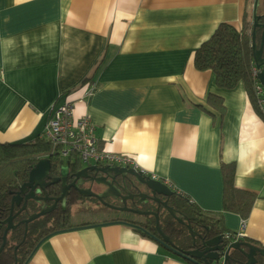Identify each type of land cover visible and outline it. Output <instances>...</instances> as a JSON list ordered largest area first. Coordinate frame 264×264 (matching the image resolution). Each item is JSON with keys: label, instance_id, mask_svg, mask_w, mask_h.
I'll list each match as a JSON object with an SVG mask.
<instances>
[{"label": "crops", "instance_id": "1", "mask_svg": "<svg viewBox=\"0 0 264 264\" xmlns=\"http://www.w3.org/2000/svg\"><path fill=\"white\" fill-rule=\"evenodd\" d=\"M250 4L0 0V144L43 139L52 109L70 103L75 123L90 118L99 151L130 156L189 205L223 218L226 231L245 222L244 239L264 248V117L243 84L221 90L211 70L195 67L221 24L242 31ZM231 164L235 187L257 197L246 221L225 210ZM68 215L25 264H194L128 224Z\"/></svg>", "mask_w": 264, "mask_h": 264}, {"label": "trees", "instance_id": "2", "mask_svg": "<svg viewBox=\"0 0 264 264\" xmlns=\"http://www.w3.org/2000/svg\"><path fill=\"white\" fill-rule=\"evenodd\" d=\"M258 10L264 11V0H260ZM250 37L251 32L246 33L244 27L242 31H238L232 24H221L211 38L204 42L196 51L195 67L199 71L211 70L215 74L217 86L221 90L232 91L236 89L239 84H243L256 110L261 117H263L254 89L255 79L252 71L253 65H251V69L249 70V66H247V59L251 58L252 60ZM248 48L249 52H247ZM209 100L215 108H218L224 113L225 106L223 98L212 95L209 96ZM49 144H51L49 141L41 138L38 141L27 144H0V176L5 172H9L7 178H4V180L0 177V250L4 244L3 238L8 226L7 220L11 213L14 191L18 189L20 184L19 179H24V177L27 178V173L31 169V165L41 157L48 155L45 152V145ZM56 154H58V151L54 147V152L49 155L55 157L57 156ZM23 174L25 175L23 176ZM223 174L225 182V210L239 214L244 221H246L257 197L255 194L241 191L235 187V164L224 165ZM184 203L187 207L186 212H188L189 215L196 221L206 224V226L209 227V238L233 234L226 231L223 225V218H220V216L213 217L195 208L194 205H189L187 201H184ZM68 217V213L64 212L48 215L45 221L42 222L43 225L40 228H37L39 222L33 221L32 224L30 223L29 225L28 236H26L25 240V229L23 226L18 225L15 231L7 235L6 244L0 252V264H16V261L19 263H26L43 239H46L53 231L61 230L67 226ZM23 218V216L20 217L18 222L20 223ZM50 221L54 226L49 228L47 226L45 228V224ZM190 227L189 225H178L179 229L176 242L180 244L179 240L184 239L185 242L181 244L183 247H187L189 243H193L194 239L189 231L191 230L195 233L196 231L191 224ZM38 231L40 233L37 234ZM185 232L190 240L185 239ZM143 235L145 236V234ZM32 240L34 242H32ZM239 241L252 242V240H245L244 238ZM28 242L31 244V248L23 258H20V249ZM232 255L237 258H244L235 250L232 251Z\"/></svg>", "mask_w": 264, "mask_h": 264}, {"label": "flooded vegetation", "instance_id": "3", "mask_svg": "<svg viewBox=\"0 0 264 264\" xmlns=\"http://www.w3.org/2000/svg\"><path fill=\"white\" fill-rule=\"evenodd\" d=\"M257 16L259 17L258 23L257 25H255L254 11H253L252 23H251V29H250V32H251L250 48L252 50V65H253L252 69L256 73L254 89L256 91V88L258 87V89L260 90L259 94H257L256 92V95H257L259 107L262 112V116L264 117V84H262L258 80V74L264 72V45L262 46V42L264 41L263 40L264 11L257 10ZM253 36H255L256 38V45L258 48L257 50L259 51L260 49H262V54L260 55L261 57H258V60H257L258 63L253 57V49H252ZM58 156L50 157L48 154L46 155V157H43V158L51 160L52 162L53 166H52L51 176L53 179L60 178L59 168H60L61 161L66 162L68 159H71L72 161L77 160L73 156L68 157V156H63L61 154L59 157ZM37 162L38 160L35 161L32 165L36 164ZM32 165H31V168H32ZM104 165H108V164H98V165H92V166L100 167ZM111 166L128 168V169L131 168V167H127V166L125 167V166H120V165H111ZM86 167L87 165L81 164V162H78V160L74 166L70 167V170H69L70 178H69L68 184L69 185L73 184V186L69 189L68 196L64 202L62 200H59L58 202L55 201V199H58L62 196V185L61 183L50 185L53 179L47 180L46 184L44 185L43 190L42 189L40 190L39 187L38 188L35 187V189H32L34 188V186H31V187L28 186L29 174L31 171L30 169L27 173V178L24 177V179L22 178L21 180L19 179L20 184L18 186V189L14 191V196H15L21 191V189H23V192L20 193V196H21L20 205L19 206L15 205L14 207L13 223L15 225V229L10 230L8 233L15 231L18 228V225H21L25 229L24 231V234H25L24 240H25L26 236H28V229H29L30 224L28 225V228H26V224L23 221L26 220L31 214L39 213L43 209L44 206H45V209H49L50 207H53L56 204L55 209L53 211L35 220L39 222L37 224V228L42 227L43 225L42 222L45 221V218L48 215H53L54 213H60V212L70 214L72 210L73 211L75 210L76 212L74 213L79 216L87 215L90 217H99V218L104 216L105 219H109V220H113L117 222H125L128 225H132L133 229L138 230L142 234H145L155 240L159 239L163 242L164 240L161 236L160 231L157 228V224L159 223V226L162 232L169 239L168 243H165V242L162 243L163 247L167 248L168 250H171L170 249L171 247V248L178 249L182 252H196V255L198 254V256L200 253H204L205 250L208 249V246L205 244L207 241L218 237V236H215V237L209 238L208 236L209 227H207L206 224H202L196 221L191 215H189L188 212H186L187 207L184 203V200L178 197L175 194V192L171 196L165 197L161 195H153L152 192L149 189H147L145 186H138L137 189H134L131 186H129L128 188L129 190L127 192H123V191L121 192L120 198L105 199V203H106L105 205L96 198L82 196L78 188L75 187L74 185L76 186L79 185V189H83V190L89 189L93 193H96V194H101L103 191L106 190V187L104 185L99 184L97 182V181H103L102 175L99 173L86 171V172H82V175L79 176L78 178L73 176L81 172ZM24 175L25 174H23V176ZM126 178H130L134 180V177L131 175H128V177ZM112 193L116 194V191H112ZM26 197H29L27 208L21 213H19V211L25 205ZM41 198H46L45 205L44 203H42ZM115 208L126 209V210L122 211V210H117ZM169 208L174 210V214L169 211ZM85 211H87L88 214H86ZM135 211L144 212L146 214L139 215V214H136ZM156 215H158V217H156ZM22 216L24 218L19 223L18 220ZM190 224L195 228V231H196L195 237H193L194 239L193 243L191 244L189 243L187 247H183L181 244L176 242L177 235H178V229H179L178 225L188 226ZM47 226L49 228L54 225L50 221V222H47V224H45V228ZM39 231L37 232V234L40 233ZM223 239H224V236H223ZM32 242L34 241L32 240ZM258 247L262 248L260 246ZM30 248H31V244L29 242L24 244L20 249V254H21L20 258H23L24 255L28 253ZM171 251L173 252V250ZM206 256L207 254H205L204 256H200L199 259L197 258L194 259V262L202 263V259H204V257ZM231 258H232V261L229 264H247V261H248L246 258L245 259L237 258L233 256L232 251H231ZM257 259H258L257 264H264V260L261 256H258ZM16 264H25V263L24 262L19 263L16 261ZM219 264H225V262L221 260Z\"/></svg>", "mask_w": 264, "mask_h": 264}, {"label": "water", "instance_id": "4", "mask_svg": "<svg viewBox=\"0 0 264 264\" xmlns=\"http://www.w3.org/2000/svg\"><path fill=\"white\" fill-rule=\"evenodd\" d=\"M259 4H260V0H255V7H254V23H255V25H257L258 18H259L257 16V10H258ZM263 40H264V35H263ZM263 45H264V41L262 42V46ZM252 49H253V57L257 61L258 57H261L260 55L262 54V49H260L259 51L257 50L258 48L256 45L255 36H253ZM257 63H258V61H257ZM258 80H259V82L264 84V72L258 74ZM56 155L60 156L59 153ZM49 156L53 157L52 155H49ZM76 163H77V160L72 161L71 159H68L66 162L61 161L60 162V168H59L60 178H54L53 179L51 176L52 166H53L51 160L46 159V158L39 159L36 164L32 165V168H31V171L29 174L28 186H30V187L34 186V188H32V189H35V187L36 188L39 187L40 190L41 189L43 190L44 185L46 184L47 180L53 179L51 181L50 185H55L57 183H61V185H62V196L58 199H55V201L58 202L59 200H62L64 202L68 196L69 189L73 186V184H71V185L68 184L69 178H70L69 170H70V167L74 166ZM86 171H91V172H96V173L101 174L103 181H97V182L99 184L104 185L106 187V190L103 191L101 194H96V193H93L89 189H87V190L79 189V185H77V186L74 185V186L78 188V190L82 196L96 198L100 202H102L104 205L106 204L105 199H107V198H120L121 192L122 191L127 192L129 190L128 189L129 186H131L134 189H137L138 186H145L147 189H149L152 192L153 195H161V196H165V197H169L174 193L162 181L155 179V178H152L150 176H147L142 171H136L133 168L128 169V168L115 167V166H111V165H104V166H100V167L87 165V167L85 169H83L81 172H79L73 176L78 178L79 176L82 175V172H86ZM128 175L133 176L134 180H132L130 178H126V177H128ZM112 191H116V194L112 193ZM22 192H23V189H21V191L13 197L10 217L7 220L8 226H7V229L5 231L4 238H3L4 244L1 247L0 252L3 250V248L6 244L8 232L12 229H15V225L13 223V220H14V215H13L14 213L13 212H14L15 205H17V206L20 205V201H21L20 193H22ZM38 192H40V191H38ZM28 200H29V197H26L25 205L19 211V213H21L22 211H24L27 208ZM41 201H42V203H44V205L46 204V198H41ZM55 206H56V204L53 207H50L49 209H45V206H44L43 209L39 213L31 214L26 220L23 221L26 224V228H28V225L31 222H33V221L47 215L49 212L53 211L55 209ZM115 209H117V208H115ZM117 210L125 211L126 209H117ZM169 211L174 214L173 209L169 208ZM135 212H136V214H139V215H145L146 214V213L140 212V211H135ZM156 217H158V215H156ZM121 223L126 224L125 222H121ZM95 226H100V224L95 225ZM130 226L132 227V225H130ZM189 227H190V225H189ZM157 228L161 233V236L164 240L163 242L168 243L169 239L162 232V230L159 226V223L157 224ZM190 229H191V227H190ZM192 237H195V233L193 234ZM156 241H158L161 244L163 243L159 239H156ZM41 242L38 244V246L41 244ZM205 244L208 246V249H206L204 253H200L199 256H198V254L196 255V252H182L178 249L171 248V247H170V249L173 250V252L176 253L177 255L188 259L190 262H192L194 264H202V263L203 264H214V263L219 264L221 262V260H223L225 262V264H229L232 261L231 251H234V250L238 251L241 255L244 256V258H246L248 260L247 264H257L258 263V259H257L258 256H261L264 260V248H259L258 246L254 245L252 243L240 242V241L231 243V242L225 241V239H223V236L220 235L215 239L207 241ZM245 248H246V250H245ZM205 254H207V256L204 257V259H202V263L194 262V259H196V258L199 259L200 256H204Z\"/></svg>", "mask_w": 264, "mask_h": 264}, {"label": "built area", "instance_id": "5", "mask_svg": "<svg viewBox=\"0 0 264 264\" xmlns=\"http://www.w3.org/2000/svg\"><path fill=\"white\" fill-rule=\"evenodd\" d=\"M252 71L255 79L256 73L253 69ZM256 92L257 94L260 92L258 87ZM51 114L42 138L49 141L61 155L68 157L76 155V159L84 165H120L141 171L130 156L99 151L90 118L85 116L75 123L72 104L66 103L54 108ZM245 230L246 224L243 222L239 233L226 234L224 239L231 243L238 242L244 238Z\"/></svg>", "mask_w": 264, "mask_h": 264}, {"label": "rangeland", "instance_id": "6", "mask_svg": "<svg viewBox=\"0 0 264 264\" xmlns=\"http://www.w3.org/2000/svg\"><path fill=\"white\" fill-rule=\"evenodd\" d=\"M254 7H255V0H251V4H250V8H249V13L247 14V18L245 19V23H244V29H245V32L246 33H249L250 32V29H251V23H252V15H253V10H254ZM247 52H249V48H248V51ZM248 57V56H247ZM251 65H252V60H251V58L250 59H247V66H249L248 67V70L249 69H251ZM46 147H45V152L47 153V154H52L53 152H54V147H53V145L52 144H49V145H45ZM73 157L74 158H77L76 157V155H73ZM8 173L9 172H5L4 174H1V179H3L4 180V178H7V176H8ZM1 182V181H0ZM76 208V207H75ZM74 208V209H75ZM73 212H76L75 210L73 211ZM85 213L86 214H88V212L87 211H85ZM74 220H75V218H73ZM190 232V234L193 236V234L195 233V232H192L191 230L189 231ZM184 237H185V239L186 240H190V238L188 237V235H187V233L185 232V234H184ZM180 241V244H182V242H185L184 241V239H180L179 240Z\"/></svg>", "mask_w": 264, "mask_h": 264}, {"label": "bare ground", "instance_id": "7", "mask_svg": "<svg viewBox=\"0 0 264 264\" xmlns=\"http://www.w3.org/2000/svg\"><path fill=\"white\" fill-rule=\"evenodd\" d=\"M244 123V130L249 133V130L251 129V118L249 114H246ZM244 136L247 137V135Z\"/></svg>", "mask_w": 264, "mask_h": 264}]
</instances>
